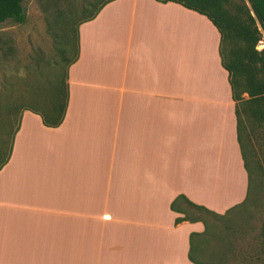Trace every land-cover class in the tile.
<instances>
[{"label": "crops", "instance_id": "obj_1", "mask_svg": "<svg viewBox=\"0 0 264 264\" xmlns=\"http://www.w3.org/2000/svg\"><path fill=\"white\" fill-rule=\"evenodd\" d=\"M61 122L22 109L0 166V264H194L177 194H246L219 34L173 1L111 0L77 27Z\"/></svg>", "mask_w": 264, "mask_h": 264}, {"label": "trees", "instance_id": "obj_2", "mask_svg": "<svg viewBox=\"0 0 264 264\" xmlns=\"http://www.w3.org/2000/svg\"><path fill=\"white\" fill-rule=\"evenodd\" d=\"M23 1L0 0V24L6 21L23 23ZM60 1H64V8L60 7ZM109 1L43 0L40 3L52 52L42 57L37 54L33 64L25 65L24 71L32 78L28 81L21 77L20 81L29 85L30 95L19 111L28 109L37 113L46 126L54 127L61 122L67 102L66 70L77 57V27L92 19ZM158 1H173L204 15L219 34L218 55L227 73L234 102L235 135L247 180L244 199L222 214L190 201L183 194H177L171 200L169 208L178 214L174 217V224L199 221L203 225L200 232L188 234L187 258L194 264H223L228 257L237 264H264V219L253 239L240 244L233 239L227 240L218 245L208 260L199 259L206 241L218 236L214 231L215 222L235 208L255 203L260 185L258 176L264 173V48H255L260 36L264 35V0ZM0 52L2 57L11 56L13 52L9 37L3 33H0ZM16 126L17 120L10 133V143ZM8 152L9 148L0 166ZM253 179L256 194L254 200L249 201V185ZM235 220L222 222L227 233L234 234L238 219Z\"/></svg>", "mask_w": 264, "mask_h": 264}, {"label": "rangeland", "instance_id": "obj_3", "mask_svg": "<svg viewBox=\"0 0 264 264\" xmlns=\"http://www.w3.org/2000/svg\"><path fill=\"white\" fill-rule=\"evenodd\" d=\"M43 0H24L22 5L25 11V21L20 24L4 22L0 24V33L8 36L12 46V55L2 57L0 52V161L10 149V133L17 120L20 106L28 101L30 87L20 81L26 77L31 81L32 76L24 71L25 65L33 64L37 54L49 56L51 54L50 38L45 29V22L40 3ZM78 2V0H75ZM64 8V1H60ZM255 48H264V35H261ZM44 54V55H43ZM9 109V110H7ZM3 121H5L3 123ZM9 153V152H8ZM257 197L254 204L233 209L216 221L214 231L218 233L216 239H209L204 244L201 260H208V256L216 251L219 244L227 240H235L237 244L253 239L257 234L260 223L264 219V173L258 176ZM256 194V183L251 180L249 185V201H253ZM238 219L235 223L234 234L227 233L223 228L226 219ZM241 221V222H240ZM216 253V252H215ZM223 264H237V261L228 259Z\"/></svg>", "mask_w": 264, "mask_h": 264}]
</instances>
